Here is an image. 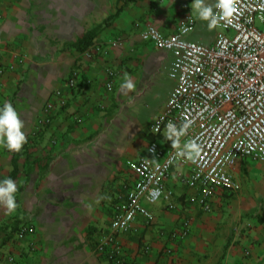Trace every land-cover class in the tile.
Here are the masks:
<instances>
[{"label":"crops","instance_id":"1","mask_svg":"<svg viewBox=\"0 0 264 264\" xmlns=\"http://www.w3.org/2000/svg\"><path fill=\"white\" fill-rule=\"evenodd\" d=\"M191 2L0 0V104L12 102L27 135L18 153L0 147V178L15 168L18 182L17 210L8 214L0 206V264H110L95 252V238L133 181L127 162L149 156V125L175 84L168 77L170 54L139 33L150 25L168 35L190 16L195 25L187 39L213 44L219 29L209 30ZM116 10L89 47L66 49ZM92 46L100 50L87 56ZM73 70L78 76L70 89L65 83ZM125 74L134 90L121 87ZM156 93L163 102L142 126L140 106ZM187 171L175 167L166 182L171 208L164 201L144 203L152 221L137 216L118 235L124 264H264V159H237L230 174L240 190L217 189L209 212L191 201L199 190L178 178ZM185 220L188 232L181 235ZM26 226L33 233L18 236Z\"/></svg>","mask_w":264,"mask_h":264},{"label":"built area","instance_id":"2","mask_svg":"<svg viewBox=\"0 0 264 264\" xmlns=\"http://www.w3.org/2000/svg\"><path fill=\"white\" fill-rule=\"evenodd\" d=\"M234 3L233 14L218 20L215 27L219 31L211 45L187 39L195 25L190 16L171 34L165 35L150 25L139 33L143 41L170 54L168 77L175 84L149 125L154 137L147 146L149 156L127 162L133 181L123 186L107 229L95 238V252L104 255L110 264L125 263L118 235L128 231L137 216L152 221L144 203L164 201L172 207L173 193L166 182L175 167H188L187 173H178V178L189 188L199 190L197 202L209 212V199L217 189L230 193L240 190L230 174L237 159H264V0ZM99 50L92 46L86 55ZM113 75L108 72L109 77ZM77 76L73 70L65 83L68 88L75 87ZM106 89L112 91L111 81ZM53 95L59 98L61 107L66 105L59 90ZM51 107L48 104L47 109ZM185 120L191 121V127L180 144L182 147L195 139L201 145V157L196 161L181 156L180 149L166 138L169 121L179 127ZM188 228L185 220L181 235ZM33 231L26 226L18 236Z\"/></svg>","mask_w":264,"mask_h":264},{"label":"clouds","instance_id":"3","mask_svg":"<svg viewBox=\"0 0 264 264\" xmlns=\"http://www.w3.org/2000/svg\"><path fill=\"white\" fill-rule=\"evenodd\" d=\"M192 10L197 18L207 22L209 30L213 29L218 20L230 17L236 10L234 0H192ZM218 10V11H217ZM129 91L136 88L134 79L125 74L121 85ZM191 121L185 120L179 127L173 121L166 125V138L174 148L180 149L179 154L189 160L196 161L201 157L202 147L195 140H189L182 147L180 140L188 134ZM25 121L20 117L19 112L11 101H4L0 104V147L11 152H20L27 143V135L24 131ZM18 182L11 176L0 178V206L4 207L8 214L14 213L18 208L17 203ZM84 207L91 212V203H85Z\"/></svg>","mask_w":264,"mask_h":264},{"label":"trees","instance_id":"4","mask_svg":"<svg viewBox=\"0 0 264 264\" xmlns=\"http://www.w3.org/2000/svg\"><path fill=\"white\" fill-rule=\"evenodd\" d=\"M129 1L131 2L133 0H129ZM118 12H119V10H116V13L114 15H111L110 17H108L104 22H102L101 24H98V25L92 27L91 29L87 30L80 38H78L74 42L67 44L66 49H69V50L72 49V50L82 52L84 49H86L87 47H89L92 44V41L98 35V33L104 27L107 26V23L109 21H111L118 14ZM14 175H15V168H14V171L12 172V174L10 176L13 178Z\"/></svg>","mask_w":264,"mask_h":264},{"label":"rangeland","instance_id":"5","mask_svg":"<svg viewBox=\"0 0 264 264\" xmlns=\"http://www.w3.org/2000/svg\"><path fill=\"white\" fill-rule=\"evenodd\" d=\"M171 80V79H170ZM165 93V91H164ZM163 94H155L153 99L148 102L147 105L145 106H140L139 113L137 115L138 118V123L142 126L147 127L148 126V121L157 115L159 108L163 102ZM127 167V165H126ZM128 169V168H127ZM196 199V198H195ZM197 201V200H195Z\"/></svg>","mask_w":264,"mask_h":264}]
</instances>
